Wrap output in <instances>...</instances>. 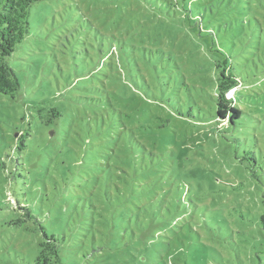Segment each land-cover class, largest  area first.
I'll return each instance as SVG.
<instances>
[{"label":"rangeland","instance_id":"374dc122","mask_svg":"<svg viewBox=\"0 0 264 264\" xmlns=\"http://www.w3.org/2000/svg\"><path fill=\"white\" fill-rule=\"evenodd\" d=\"M29 22L0 93V264H33L42 228L67 264H264V0H44Z\"/></svg>","mask_w":264,"mask_h":264},{"label":"trees","instance_id":"16d2710c","mask_svg":"<svg viewBox=\"0 0 264 264\" xmlns=\"http://www.w3.org/2000/svg\"><path fill=\"white\" fill-rule=\"evenodd\" d=\"M42 1L44 0H0V93L15 97L21 89L19 78L15 70L9 65L8 59L16 52L17 47L23 43L26 36L29 34V16L32 6ZM218 68H220L221 74L218 77L216 86L217 96L215 99V106L217 116L215 117L228 119L231 124H235L236 121L241 120L247 115V113L240 108L245 98L237 95L231 98L227 93L240 86L243 78L240 75L241 73L239 74L236 72V67L228 58L223 59V61L218 64ZM49 114L53 120L60 118V113L57 109H52ZM133 152L134 160L137 161V154L134 150ZM117 169L120 170L121 168ZM112 176L118 177L108 169L107 174L105 177L103 176V178L108 180L111 179ZM127 183L129 184L128 181ZM117 191L120 193V189L117 188ZM106 197L109 202L112 203L109 192H106ZM119 204H122V202ZM126 204L128 203H125L123 206ZM24 209L26 212L23 216L32 217L28 208L26 207ZM142 218H137L136 221H134L137 228L141 231L146 227L144 218ZM19 222L20 220H15L12 224L17 225ZM261 222L264 227V215L261 216ZM115 226L116 225H113V227ZM42 230L44 232V240L39 243V250L33 264H67L62 253V248L59 245V240L54 234H47L48 232L44 228H42ZM142 237L143 235L141 233L139 241Z\"/></svg>","mask_w":264,"mask_h":264},{"label":"built area","instance_id":"2783aa9c","mask_svg":"<svg viewBox=\"0 0 264 264\" xmlns=\"http://www.w3.org/2000/svg\"><path fill=\"white\" fill-rule=\"evenodd\" d=\"M232 92H233V90H230V91H229V93H232Z\"/></svg>","mask_w":264,"mask_h":264}]
</instances>
